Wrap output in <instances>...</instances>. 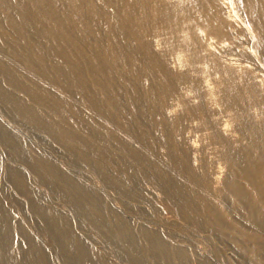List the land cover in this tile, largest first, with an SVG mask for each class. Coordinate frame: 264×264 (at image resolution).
Masks as SVG:
<instances>
[{
    "label": "bare ground",
    "instance_id": "obj_1",
    "mask_svg": "<svg viewBox=\"0 0 264 264\" xmlns=\"http://www.w3.org/2000/svg\"><path fill=\"white\" fill-rule=\"evenodd\" d=\"M41 38L49 51L34 58ZM50 55L83 98L66 100L99 118L94 131L99 124L108 132L105 152L127 172L139 167L129 182L87 149L100 152L97 139L88 143L27 105L48 100L11 69L35 83L25 64L45 65ZM14 124L56 152L68 172H94L99 191L122 189L134 211L104 202L45 157L35 160ZM0 147L50 180L48 193L35 192L24 169L0 163V264H57L18 228L16 209L48 234L62 264H115L109 255L132 264H229L227 250L237 264H264V0H0ZM50 196L69 211L59 212ZM75 224L106 249L73 238ZM16 232L24 263L13 254ZM195 233L207 251L200 263L187 250Z\"/></svg>",
    "mask_w": 264,
    "mask_h": 264
},
{
    "label": "rangeland",
    "instance_id": "obj_2",
    "mask_svg": "<svg viewBox=\"0 0 264 264\" xmlns=\"http://www.w3.org/2000/svg\"><path fill=\"white\" fill-rule=\"evenodd\" d=\"M43 41L45 44L47 42V40L41 38L39 40H37V45L35 46V51L32 52V55L35 57H37L36 54L38 55H44L49 51L48 46H44L45 44H43ZM35 44V43H34ZM41 44V45H40ZM36 52V53H35ZM53 55V54H52ZM52 55H50L49 59L45 61V65L42 66H38L36 65L35 59L33 60V63H28L25 64L26 66H28V69L30 68L31 71H27L24 68V72L25 74H27V77H31V80L34 81L35 83L26 80L25 77H23V73H21L20 71H17L15 69H11L12 72L20 77L24 82H26L32 89L34 95L39 98V99H43V100H48L47 105L46 106H42V105H36L35 103H33L31 100H27V105L29 106H34L37 110H39L40 112L44 113L47 117H49L52 121L59 123L61 126H63L64 128L71 130L73 133L77 134L78 136H80L81 138H83L85 141L87 140L88 143H91V141H97L99 143V148H100V152H102L105 156H103L102 154H100V152L94 151V149L91 148V145H87V149L89 151H91L94 155H96L98 157L99 161L103 162V165H106L109 168H113L117 171L120 172V174L122 175V177L125 179V181L129 182L130 177L133 176L132 173L129 172H136L138 171L139 167L135 164L132 165V170L129 169L127 172V170H124L123 168H120V166H118L114 160H115V155L113 154L111 150V152H105V148L106 147V143H105V137L103 135L104 134H108V132L101 126H99V124L96 126L97 130H93V128L91 127V124L93 123H99V118L93 114V113H86V117L83 116L82 114L78 113L76 110V107L74 105H72L69 101L66 100V94H71L72 96H75L76 98H82V96L80 95L79 91L75 88H73L72 86H70V80L69 77L66 76V74L62 71H58L56 69V63H54L55 59L54 57H52ZM14 59V61H16L17 63H20V65H22V59L16 56L12 57ZM38 64V63H37ZM47 67V68H46ZM28 72H33V74H29ZM34 77V78H33ZM12 91L16 94V95H20L22 96V94L14 89H12ZM15 125V124H14ZM13 125V126H14ZM14 127L16 129H14ZM13 128L11 127L10 129L12 131H14L15 133H17L19 135V137L26 141L28 143L29 146V151L28 154H32L36 159H41L42 157H45L47 160L48 164H51V166H57L59 168L62 169V171L67 172V173H72L75 175V181H79L80 184H82L84 187H86L89 190L92 191H97L98 193L101 194L102 200L108 204H111L110 200L114 199L116 200L121 206H126L127 208L134 211L133 208H135L136 205H134V203H130L128 201H126V199L122 196L123 194V190L119 188L118 191L116 192H107V191H99L98 188L95 186L94 183V178L96 177V174L94 172H68V170L66 168L60 167L59 161H58V154L55 152L53 153V155H50L45 149H49L48 146L46 144H43L40 142L39 139H37L36 137H33V135H31V133L27 132L26 127L20 126V125H15ZM82 128V130H81ZM87 132H86V131ZM99 130V131H98ZM24 131L25 134H27V136L24 135V133L22 132ZM29 131V130H28ZM99 133V135L97 133ZM36 133L40 136L43 135L42 132H38L36 131ZM114 151L117 152V154L119 153L118 150H116L115 148H113ZM1 150V147H0ZM51 149H49L50 151ZM54 151V150H53ZM1 153L0 152V163L6 164L7 162H11L12 164L24 169V172H26L25 174L28 176V179L31 180L32 182V187L33 190L35 192L40 191L43 193H48L47 189L45 188L48 184V182H50L49 177L48 176H40L38 174H36L35 172L33 173V171H25V167L24 165L21 164V162L19 163V161H9L6 154ZM107 156V157H106ZM3 159V160H2ZM18 162V163H17ZM64 165H66V162H63ZM24 167V168H23ZM68 167V165H67ZM151 171V170H150ZM1 172V171H0ZM153 172V171H151ZM132 175V176H131ZM3 177V173L0 174V178ZM142 178L150 183L153 184L152 186L158 187L157 185H159L158 183H156L154 181V179L150 176H148L147 174L142 175ZM126 182V183H127ZM156 184V185H155ZM19 187L21 188V185H19ZM67 189H70L67 186ZM129 189L130 190H134L137 193L141 194L142 196H144V198L149 201L151 200L154 196L147 187L145 188V190L140 187L137 188L135 186H133L132 184L129 183ZM45 190V191H43ZM51 201L54 205V207L59 211V212H68V207L67 204L64 203L63 201L57 199L54 196H50ZM162 197H158V199L161 200ZM17 200L21 201L22 200V194L17 193ZM5 207H7L8 209H11V206L4 202ZM63 206V207H62ZM65 210V211H64ZM93 213L95 215H97L98 217L101 218V220L104 221V219L106 220V216L101 214L100 212L92 209ZM130 213V212H129ZM13 221L18 223V228L19 226L22 227V231H25L27 233H29L30 235H32V240L35 241L36 244H38L39 246H41L50 256V258H52L57 264H62V262L64 263L65 260H63V257H60L59 255L56 254V250L53 249V246L51 244V241L48 237V234L44 231H42V229H40L39 227H37L34 223L33 219H30L28 217H25L23 211H21V209H16L13 210ZM96 220V219H95ZM131 223L133 226L136 225L137 223V219L135 217L131 218ZM96 225L98 226L99 230H103L105 232H110V229L108 228H103L100 224L97 223V220L95 221ZM74 227L72 228V237L73 238H77L78 236L83 237L86 240H89L91 242H96L93 239V236L91 234V231L86 230L83 231L80 226L78 224L73 225ZM147 226L149 228H154L149 226V224H147ZM16 227V225H15ZM155 229V228H154ZM23 235H21L20 233L16 232L15 235L13 236V246L12 249L17 248L16 252L13 254H16L19 261L24 263V257L21 254V252L19 251V249L22 250L23 248V243H24V239H23ZM193 241L194 243L188 244L187 245V250L188 253L190 254V257L192 258L193 262L196 261L198 263L201 262V260L207 256V251L205 249H202L200 247L201 243H204L203 240L201 239V237H199V235L197 233H195L194 235H192ZM97 243V247H99L101 250H105L106 246L104 243L102 242H96ZM196 243V244H195ZM202 245V244H201ZM192 246V247H191ZM204 247L206 248V246L204 245ZM206 251V252H205ZM228 256L229 259L231 260L229 264H237L236 262H234V259H236V256L234 254H231L230 252H228ZM21 254V255H20ZM232 258H231V256ZM111 259H113L115 261V264H132L131 262H127L126 260H121L118 259L116 256L114 255H109ZM136 257H138V259H140L141 261H143V259L138 256L135 255ZM209 258V257H208ZM44 262V259H43ZM46 262V260H45ZM50 262H52L50 260ZM53 263V262H52ZM77 264H82L81 262L77 261Z\"/></svg>",
    "mask_w": 264,
    "mask_h": 264
},
{
    "label": "snow or ice",
    "instance_id": "obj_3",
    "mask_svg": "<svg viewBox=\"0 0 264 264\" xmlns=\"http://www.w3.org/2000/svg\"><path fill=\"white\" fill-rule=\"evenodd\" d=\"M228 2H229V3H231V2H232V0H228ZM240 2L242 3V0H240Z\"/></svg>",
    "mask_w": 264,
    "mask_h": 264
}]
</instances>
